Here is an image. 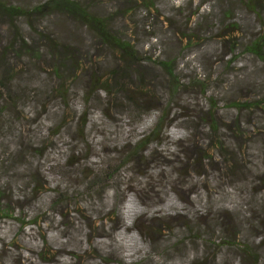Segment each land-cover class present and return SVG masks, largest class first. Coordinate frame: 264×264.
Here are the masks:
<instances>
[{
  "label": "rangeland",
  "instance_id": "rangeland-1",
  "mask_svg": "<svg viewBox=\"0 0 264 264\" xmlns=\"http://www.w3.org/2000/svg\"><path fill=\"white\" fill-rule=\"evenodd\" d=\"M46 1L0 0L19 9H0V187L16 208L0 217V264H264V59L246 49L264 0H77L131 40L125 77L77 16L33 11ZM209 95L224 152L207 138ZM164 113L165 131L143 137Z\"/></svg>",
  "mask_w": 264,
  "mask_h": 264
},
{
  "label": "trees",
  "instance_id": "trees-1",
  "mask_svg": "<svg viewBox=\"0 0 264 264\" xmlns=\"http://www.w3.org/2000/svg\"><path fill=\"white\" fill-rule=\"evenodd\" d=\"M144 6L146 9H148V7L152 4H150L149 0H146L144 3ZM150 4V5H149ZM46 7H50V9L52 10H62L65 12L70 13V15H75L77 16L81 21H83L87 26L91 27V29L93 30V32L97 33L99 40L104 44H108L110 45V47L119 52L120 55V60L122 61V63L120 64L121 69L118 71H114L113 73H111L110 75H115L117 72H120L122 74L123 77H125V75L127 74V71L130 70L129 66H134L133 61L131 60V57L133 56V45L131 43V40L129 38H124L121 37L119 34L115 33L114 31H112L109 27H108V18L106 19L103 16H98L95 14H92L89 9H87L85 6H82L77 0H47L46 2H43L37 6H35L33 8V11L36 12H41L42 9L46 8ZM0 9L2 11H4L7 14H12L15 12H18L19 9L13 6H5L3 4L0 3ZM254 11L255 8L253 9ZM27 19L30 20L31 18H33L35 15L34 14H27ZM182 37L185 41V46H188L191 44V42L195 39L194 35L192 33H184L182 34ZM47 39H49V37H46ZM49 46L51 48V52L53 51L54 54L56 56H58L60 54L61 51H64L66 48H63V46L61 48L58 47V45H56L54 40H50L49 42ZM22 49L27 48V46L25 47H21ZM247 51L253 53L254 55H256L257 57L264 59V31L260 33V35L258 37H256L254 40H251L247 46H246ZM28 50H30L31 54H36V50L34 49H30V46L28 45ZM38 52V50H37ZM233 50H229L228 52H226V56H227V63L233 61V54H232ZM64 66L63 63H60L58 65V68H62ZM160 66L163 67L164 71L167 72L169 78V82H170V86L175 90L178 88V84L179 81L178 79L173 75V59H167L164 60L162 62H160ZM16 72L11 71L9 72L7 75H9L8 79L12 80L15 76ZM111 77L112 76H107L104 79H98L101 80V87L103 89H105L108 92L111 93H123L124 90L122 88V85L116 81H111ZM110 87H113L115 90L113 91H109L108 89ZM141 89V88H140ZM61 89L56 90V92L58 94H62L60 93ZM205 91V88L204 90ZM206 93V92H205ZM129 98V97H128ZM209 99V106H208V110L206 111L204 115L207 116V118H205L204 120L207 123V127H208V132L210 133L209 137L207 136V138H212L214 137L215 139V145L214 147L217 150H220V152H224L223 146L224 145V141L219 138V136L217 137L216 135H214V133H216L219 129V121L217 120L216 117V105L213 104V97L212 96H208ZM131 103L134 104L132 102V99H130ZM129 101V100H128ZM212 102V103H211ZM234 107L236 109H241V108H250V107H255L260 105L259 101H250V102H244V101H236L234 104ZM187 117V115H186ZM191 117V116H190ZM166 114H159L157 116V119L154 123H152L149 127H147L146 131L147 134H144L143 137H147L150 133H152L153 135H157L158 133L164 132L166 129ZM188 120V119H186ZM185 122V119L183 120ZM192 121V120H191ZM236 122V121H235ZM168 123V122H167ZM193 129V127H191ZM190 128V129H191ZM239 128L236 126L235 130L236 132H239L241 130H238ZM145 133V132H144ZM218 139V140H217ZM210 145V144H209ZM211 146V145H210ZM213 147V148H214ZM18 157V154L16 155ZM16 157V158H17ZM226 158V157H225ZM19 159V158H17ZM37 186V185H36ZM36 186L33 187L36 188ZM11 200L8 198L7 192H6V188L5 187H0V217H11L13 216L14 212H15V207H13L9 202ZM37 223V219L36 216L31 218V220H28L26 222V224H32V225H36ZM227 236H230L229 234H227ZM216 245H218V247H232V248H236V249H240L244 254L248 255V256H254L255 253L252 251V248L245 244V243H241L238 244L237 242H235L233 239L230 240H222V238H220V242L217 243ZM201 261L198 262V264H205L208 260V256L204 255L202 259H200ZM257 263V262H255ZM191 264V263H189Z\"/></svg>",
  "mask_w": 264,
  "mask_h": 264
}]
</instances>
